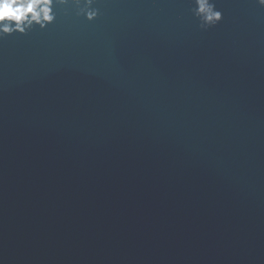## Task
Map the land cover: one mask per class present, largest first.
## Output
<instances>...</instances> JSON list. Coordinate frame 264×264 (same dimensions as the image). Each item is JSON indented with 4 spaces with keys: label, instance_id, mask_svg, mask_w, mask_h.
Returning a JSON list of instances; mask_svg holds the SVG:
<instances>
[{
    "label": "water",
    "instance_id": "95a60500",
    "mask_svg": "<svg viewBox=\"0 0 264 264\" xmlns=\"http://www.w3.org/2000/svg\"><path fill=\"white\" fill-rule=\"evenodd\" d=\"M214 3L0 38V264H264V8Z\"/></svg>",
    "mask_w": 264,
    "mask_h": 264
},
{
    "label": "clouds",
    "instance_id": "9594fccd",
    "mask_svg": "<svg viewBox=\"0 0 264 264\" xmlns=\"http://www.w3.org/2000/svg\"><path fill=\"white\" fill-rule=\"evenodd\" d=\"M192 15L198 20L201 29L217 25L223 18L214 0H191ZM95 0H0V38L12 33L25 34L33 26L44 29L55 20L54 7H74L76 15L94 20L99 10L93 7ZM264 8V0H255Z\"/></svg>",
    "mask_w": 264,
    "mask_h": 264
}]
</instances>
